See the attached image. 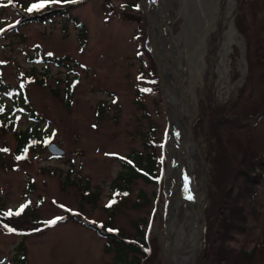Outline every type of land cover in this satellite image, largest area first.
I'll return each mask as SVG.
<instances>
[{
  "label": "rangeland",
  "instance_id": "obj_1",
  "mask_svg": "<svg viewBox=\"0 0 264 264\" xmlns=\"http://www.w3.org/2000/svg\"><path fill=\"white\" fill-rule=\"evenodd\" d=\"M41 3L0 0V81L23 90L40 118L22 113L17 121V132L37 134L23 157L17 155V133L0 125V207L10 224L0 226V264H112L109 241L80 219L109 224L128 237L149 224L160 237L163 264H175L165 220L175 189L167 173L170 114L139 0H59L63 11L54 2L29 11ZM46 4L51 15L33 20ZM155 5L172 43L165 56L177 60L203 119L199 147L209 150L214 111L241 120L221 127L227 161L236 170L225 174L224 189H214L211 231L197 264H264V0ZM2 102L13 105L7 91H0ZM51 143L66 155L53 157ZM142 150L166 156L161 189L140 179L115 183L123 172L118 156L131 158ZM258 178L259 185L248 184ZM115 184L125 191L108 211Z\"/></svg>",
  "mask_w": 264,
  "mask_h": 264
},
{
  "label": "trees",
  "instance_id": "obj_2",
  "mask_svg": "<svg viewBox=\"0 0 264 264\" xmlns=\"http://www.w3.org/2000/svg\"><path fill=\"white\" fill-rule=\"evenodd\" d=\"M46 5L47 6L44 7V10L42 12L39 11L38 13L37 11H34V14H32L31 18L39 22L49 17L51 15V7L50 4ZM54 5H58L54 6V8L58 10V12L63 11L62 7H59V4L54 2ZM138 8L145 16V12L140 7ZM144 23L147 24L146 16ZM146 53H148V51ZM40 83H44L43 80L40 81ZM0 91H7V93L11 95V99L14 101L11 108H9L4 102L0 103V125L3 127V129H10L13 133H17V155L18 157H23L27 150L30 148L31 141L36 138L37 134L35 136V133H32L31 131L17 132V121L21 117L22 113H28L29 117L34 121H39L40 118H38L36 112L32 110L29 99L23 90H13L11 87L3 84V82L0 81ZM225 113L226 112H224V109L216 110L212 113L213 120L210 124V127H208L209 139L211 144L209 146V150L201 149L204 158L206 159L209 166L208 178L210 179L207 192V204L204 207L207 225L205 234H208L211 231V210L213 211V206L216 202L217 197L214 189L216 188L217 190V188H223L222 184L226 183L225 180L223 181V179L226 177L225 174H234V170H236V168L233 169L231 167L234 164L228 163L227 161L228 150L223 135L221 134V127L223 125H228L231 122L239 123L241 122V120L237 118L233 120L222 118ZM202 124L203 119L197 118L194 122L193 131L196 142V134H198V130L202 126ZM212 142L215 143V149L213 148ZM118 159L120 160V163L122 165L123 172L115 180V183L128 185L133 183L135 180L140 179L147 184H157L159 186V189H161L160 187L163 184L164 173L167 169L165 157L158 156L155 153H150L148 152V150H142L141 152H137L134 156H131V158L118 156ZM238 167L241 166L239 165ZM260 183L261 181L259 180V178L253 179L251 180V182H248V184H250L251 186H256ZM118 185L115 184V188L121 187L120 185ZM121 191L124 192L125 190L116 188V192L113 196L112 202L107 205L108 211L112 210L118 204L117 196ZM140 198L145 199L143 193L140 194ZM224 207L221 205L219 211L222 212L224 210ZM157 211V207L154 206L152 214L153 220L155 218L154 213ZM233 213H235V211ZM112 214L114 213H111V215ZM7 220L8 217L6 214V210H4V207H0V226L10 227V224ZM78 223H83L86 227H94L95 231L100 236L109 241V243L107 244V249L109 252L114 254L112 264H163V246L160 241V237L153 234V228L149 224L146 230L139 229L134 237H128L124 235L120 230L114 228L112 229V226H110L109 224H104L102 225V227H98L91 225V223H87L81 219L78 220ZM108 229H112V231H108ZM207 243L208 238L206 241V246Z\"/></svg>",
  "mask_w": 264,
  "mask_h": 264
},
{
  "label": "bare ground",
  "instance_id": "obj_3",
  "mask_svg": "<svg viewBox=\"0 0 264 264\" xmlns=\"http://www.w3.org/2000/svg\"><path fill=\"white\" fill-rule=\"evenodd\" d=\"M151 3V13L154 16L151 27H158L163 31L161 35L157 36V44L160 45L158 55L167 54L168 44H172L165 35V22L157 12V5L155 0H147ZM206 30L209 33L210 22L206 24ZM159 57V56H158ZM176 59L170 62L173 69L178 73L180 67L176 64ZM164 77V94L168 105L170 114V121L172 123L170 156L168 162L173 166L175 189L170 191L169 199L166 208V234H167V248L170 252H174L175 264H188L194 255V240L196 233L194 229L190 228V219L193 224L198 221L196 213L191 216V204H198L199 196L201 197V190L199 182H195L194 172L197 167L196 161L197 153L195 145L187 140L185 136L184 126L190 119L191 114L194 113V108L191 110L187 104L179 97L177 91L174 89V79L171 77L169 69L163 65L162 67ZM187 95V92H186ZM188 100L192 103L187 95ZM192 106L193 103H192ZM182 142L180 148L179 143ZM197 143V142H196ZM198 145V144H197ZM199 146V145H198ZM200 148V147H199ZM169 175V173H168ZM199 193V196H198Z\"/></svg>",
  "mask_w": 264,
  "mask_h": 264
},
{
  "label": "water",
  "instance_id": "obj_4",
  "mask_svg": "<svg viewBox=\"0 0 264 264\" xmlns=\"http://www.w3.org/2000/svg\"><path fill=\"white\" fill-rule=\"evenodd\" d=\"M140 1V5L143 9V11L145 12L146 15V19L148 22V33H149V38H148V44H150V52L152 57L154 58L157 67H158V71H159V75H160V90H161V95L163 98V102H164V106L167 109L168 105H167V101L165 98V94H164V75H163V71H162V67L163 65H165L169 71L172 73L175 85H174V89L177 91L179 97L187 104V106L189 107V109L191 110L192 107V103L188 100L187 95H186V89L183 86V82L181 80L180 74L179 72L177 73L174 69L173 66L171 65V63L168 61V59L166 58V56L160 52V54L158 55L157 52H159V48L160 45L157 44V36L160 34L161 32L163 33V31H161L160 28L158 27H151V23L152 21L154 22V16L151 13V3H149L147 0H139ZM159 56V57H158ZM198 110L194 108V113L191 114L189 121L187 122V124L184 126L185 128V136H186V142L187 140H190L191 143H193L195 145V150L197 153V159L199 162V166H200V172H199V184L200 188L202 187L201 190V197L199 196V200H198V204H191V216L194 215L196 213V215L198 216V221L196 224H193L192 219H190V228L194 229L196 236H195V240H194V255L191 258V260L188 262V264H197L198 260H199V256L201 254L202 251V246L204 243V235H205V230H206V219H205V211H204V207L205 204L207 202V188H208V164L206 159L204 158V155L201 151V149L199 148V146L196 143L195 137H194V131H193V125L195 120L198 117ZM170 120V119H169ZM171 132L172 131V123L171 121H169V130L167 132V143L170 142L171 140ZM182 142L179 143V146L181 148L182 146ZM48 152L53 156V157H63L66 155V151L65 149L61 148L59 145H57L56 143H51L48 145ZM173 166H171L168 162V170L167 173H169L170 179L173 181V186L175 187L176 184L174 182V173H173ZM173 255H175V253L172 251L171 252Z\"/></svg>",
  "mask_w": 264,
  "mask_h": 264
},
{
  "label": "snow or ice",
  "instance_id": "obj_5",
  "mask_svg": "<svg viewBox=\"0 0 264 264\" xmlns=\"http://www.w3.org/2000/svg\"><path fill=\"white\" fill-rule=\"evenodd\" d=\"M51 2H59V0H42L41 4L33 5V7L29 9V11H32L33 8L43 7L45 5V3H51ZM52 223H55V221H52ZM108 231H112V229H108Z\"/></svg>",
  "mask_w": 264,
  "mask_h": 264
}]
</instances>
